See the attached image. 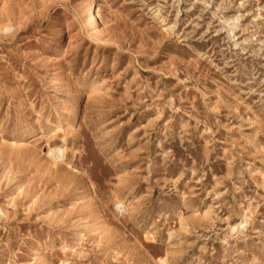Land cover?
I'll return each mask as SVG.
<instances>
[{
    "label": "rangeland",
    "instance_id": "374dc122",
    "mask_svg": "<svg viewBox=\"0 0 264 264\" xmlns=\"http://www.w3.org/2000/svg\"><path fill=\"white\" fill-rule=\"evenodd\" d=\"M0 264H264V0H0Z\"/></svg>",
    "mask_w": 264,
    "mask_h": 264
},
{
    "label": "bare ground",
    "instance_id": "6f19581e",
    "mask_svg": "<svg viewBox=\"0 0 264 264\" xmlns=\"http://www.w3.org/2000/svg\"><path fill=\"white\" fill-rule=\"evenodd\" d=\"M6 27H9V26H6ZM11 28H13V27H11ZM7 29V28H6ZM8 30V29H7ZM2 31H5V30H2ZM47 36V35H46ZM69 108V107H68ZM35 111V110H34ZM28 129V128H27ZM60 150V149H59ZM50 155V154H49ZM57 156V155H56ZM62 156V155H61ZM57 159V158H56ZM55 163V162H54ZM54 166H55V164H54Z\"/></svg>",
    "mask_w": 264,
    "mask_h": 264
}]
</instances>
